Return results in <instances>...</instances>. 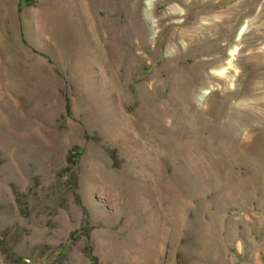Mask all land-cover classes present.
Returning a JSON list of instances; mask_svg holds the SVG:
<instances>
[{"label": "rangeland", "instance_id": "374dc122", "mask_svg": "<svg viewBox=\"0 0 264 264\" xmlns=\"http://www.w3.org/2000/svg\"><path fill=\"white\" fill-rule=\"evenodd\" d=\"M90 256L264 264V0H0V264Z\"/></svg>", "mask_w": 264, "mask_h": 264}, {"label": "bare ground", "instance_id": "6f19581e", "mask_svg": "<svg viewBox=\"0 0 264 264\" xmlns=\"http://www.w3.org/2000/svg\"><path fill=\"white\" fill-rule=\"evenodd\" d=\"M182 1V0H181ZM216 22H214V23H211V24H209L210 25V27H208V26H206V28L204 27H202L201 28V30H208V29H210V30H212V29H215L217 26L219 27V22L217 21V20H215ZM229 21V20H228ZM111 22V21H110ZM110 22H108L109 24H110ZM129 23V22H128ZM106 25H108V24H106ZM130 26V25H129ZM144 26V25H143ZM131 28H132V26H130ZM109 28V27H108ZM126 28V27H125ZM134 28V27H133ZM121 29V28H120ZM218 29V28H217ZM216 29V30H217ZM106 30V29H105ZM111 30H113L112 28H111ZM142 30V29H141ZM140 30V31H141ZM144 30V29H143ZM142 30V31H143ZM141 31V32H142ZM101 33V32H100ZM118 33V32H117ZM139 33V32H138ZM98 34H99V32H98ZM111 34V33H110ZM114 34V33H113ZM127 34V33H126ZM132 34V33H131ZM108 36H109V33L107 34ZM135 35H136V33H135ZM120 36V35H119ZM122 36V35H121ZM127 36V35H126ZM137 36V35H136ZM144 36V35H143ZM98 37H99V35H98ZM113 37V36H112ZM141 37V36H140ZM139 37V38H140ZM145 37V36H144ZM185 37V36H184ZM121 38V37H120ZM88 39V38H87ZM106 39V38H105ZM109 39V38H108ZM127 39V38H126ZM133 39V38H132ZM102 40H104V39H102ZM124 40H125V38H124ZM139 40V39H138ZM143 40V39H142ZM98 42V41H97ZM104 42V41H103ZM113 42V41H112ZM135 42V41H134ZM133 42V43H134ZM140 42H141V40H140ZM89 43V42H88ZM125 43H127V42H125ZM142 43V42H141ZM144 43V42H143ZM99 44V43H98ZM117 44V43H116ZM138 44V43H137ZM145 44V43H144ZM89 45V44H88ZM113 45V44H112ZM100 46V45H99ZM116 46V45H115ZM125 46V45H124ZM133 46V45H132ZM143 46V45H142ZM98 47V46H97ZM134 47V46H133ZM146 47V46H145ZM88 48V47H87ZM110 48H111V45H110ZM108 49V50H106V58H104L105 59V62H106V64H104V65H106V70L104 71V81L103 82H105L106 83V85L110 88V89H112V91H116V90H114V86H113V83H112V77H117V75H119V74H117L116 75V73L118 72V73H120L121 71V69L119 70V68H118V70H116L114 67H116V66H114L115 64L114 63H116V65H117V63H119V60L123 57V58H125L126 57V55H125V53H123L122 52V50L121 49H118V48H112V49ZM120 48V47H119ZM131 48V47H130ZM136 48V47H135ZM89 49V48H88ZM124 49V48H123ZM137 49V48H136ZM140 49V48H139ZM91 50V49H90ZM90 50H87V51H90ZM127 50V49H126ZM131 50V49H130ZM136 51V50H135ZM236 52H237V49H234L232 52H231V54H230V56H231V58H233L235 55H236ZM83 53V52H82ZM104 54V53H103ZM82 56V55H81ZM94 56V55H93ZM133 58H135V57H133ZM104 59H103V61H104ZM91 60V59H90ZM123 60V59H122ZM80 61V60H79ZM92 61V60H91ZM102 61V60H101ZM100 61V62H101ZM103 61H102V63H103ZM233 61H234V59H231L230 60V63H229V65H233ZM121 63V62H120ZM123 63V62H122ZM129 64V63H128ZM127 64V65H128ZM119 65V64H118ZM221 72H223V71H221ZM177 73V72H176ZM224 73V72H223ZM122 74V73H121ZM171 76V75H170ZM173 76V75H172ZM174 77V76H173ZM229 79V77L228 76H226V79ZM172 80H174L173 78H172ZM175 80H177V79H175ZM172 82V81H171ZM174 82V81H173ZM105 85V84H104ZM124 85H126V84H124ZM150 86H152V85H150ZM126 87V86H125ZM128 87V86H127ZM125 92V91H124ZM145 92V91H144ZM123 93V92H122ZM144 94V93H143ZM125 96H126V94H124ZM150 96V95H149ZM146 102V101H145ZM144 103V102H143ZM154 103V102H153ZM123 106V105H122ZM125 107V106H124ZM123 108V107H122ZM124 109V108H123ZM150 109V108H149ZM126 112H124L123 114H124V118L126 119H128V117H127V115L125 114ZM159 114V113H158ZM151 116V115H150ZM132 117V116H131ZM123 118V119H124ZM133 118V117H132ZM129 120V119H128ZM150 120V119H149ZM135 121V120H134ZM125 122V121H124ZM136 122V121H135ZM141 122V121H140ZM134 123V122H133ZM135 125V124H134ZM133 126V125H132ZM140 126V125H139ZM137 128V127H136Z\"/></svg>", "mask_w": 264, "mask_h": 264}, {"label": "trees", "instance_id": "16d2710c", "mask_svg": "<svg viewBox=\"0 0 264 264\" xmlns=\"http://www.w3.org/2000/svg\"><path fill=\"white\" fill-rule=\"evenodd\" d=\"M95 261V258L93 256H90V264H92Z\"/></svg>", "mask_w": 264, "mask_h": 264}, {"label": "crops", "instance_id": "0c3cea01", "mask_svg": "<svg viewBox=\"0 0 264 264\" xmlns=\"http://www.w3.org/2000/svg\"><path fill=\"white\" fill-rule=\"evenodd\" d=\"M23 2H24V1H23ZM23 2H22V3H23Z\"/></svg>", "mask_w": 264, "mask_h": 264}]
</instances>
